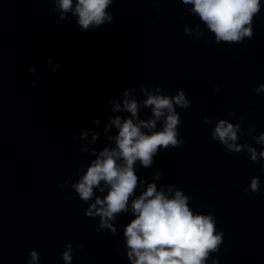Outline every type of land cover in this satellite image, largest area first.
I'll return each instance as SVG.
<instances>
[{
    "label": "clouds",
    "instance_id": "obj_1",
    "mask_svg": "<svg viewBox=\"0 0 264 264\" xmlns=\"http://www.w3.org/2000/svg\"><path fill=\"white\" fill-rule=\"evenodd\" d=\"M55 3L57 7L54 11L60 12L61 20L66 18V13L72 12L77 17L79 27L85 31L90 27L98 28L114 19L113 14L106 11L114 0H55ZM183 3L193 6L192 12L197 13L200 20L215 34L216 43H243L244 38L251 40L254 36L253 17L259 15L264 8L261 0H183ZM185 32L189 30L185 29ZM47 64L54 73L60 70L58 63L52 65L51 56L48 57ZM29 71L35 73L36 68L30 67ZM32 86H36L35 81ZM261 90H264V84L256 92ZM129 95L130 91L124 92L125 97ZM174 104L182 109L191 106L183 91L175 96L148 93L144 105L151 106L154 118L139 120L137 123L134 122L138 113L137 101L126 98L123 108L131 113V118L122 120L120 116H116L111 120V124L118 129V134L114 137L116 147L104 148L73 185L79 199L84 202L93 197V190L100 186L101 181L108 186L107 195L103 199L97 196L95 203L85 213L87 217H100L99 229L108 228L115 232L110 221L116 219V214L128 211L129 197L135 194L138 186L134 164L139 161L144 168H149L154 163V157L159 154V149L168 150L169 146L178 148L184 144V140L177 139L178 125L182 121L174 110ZM120 108V104H114L115 110ZM161 117H164L162 130L152 131ZM94 122L99 123L98 119ZM239 130V124L234 125L221 119L211 138L219 140L230 152L239 153L242 146L235 144ZM86 135V132L81 133V138ZM95 139L94 135L93 140ZM259 141L264 144V132L260 134ZM247 151L251 153L250 159L253 162L257 161L258 155L264 158V150L257 153L254 148L248 147ZM156 178H159V173ZM99 190L103 192L104 188ZM169 191H172L171 187ZM248 191L260 192L259 178L252 179L245 194ZM188 199L180 190H176L170 197L164 191H158L155 183H150L146 190L131 201L134 219L124 228L127 255L131 264H205L209 252L218 250L222 243V233L216 232L213 216L194 214L188 206ZM70 253L71 245L63 253L65 264H71ZM38 255L36 251L30 252L31 260L37 261Z\"/></svg>",
    "mask_w": 264,
    "mask_h": 264
}]
</instances>
